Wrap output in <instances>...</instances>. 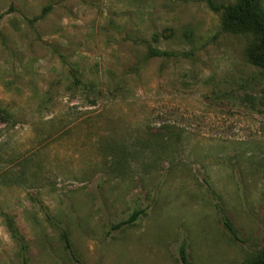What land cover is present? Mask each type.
<instances>
[{
    "label": "rangeland",
    "instance_id": "obj_1",
    "mask_svg": "<svg viewBox=\"0 0 264 264\" xmlns=\"http://www.w3.org/2000/svg\"><path fill=\"white\" fill-rule=\"evenodd\" d=\"M263 53L207 0H0V264L262 251Z\"/></svg>",
    "mask_w": 264,
    "mask_h": 264
},
{
    "label": "trees",
    "instance_id": "obj_2",
    "mask_svg": "<svg viewBox=\"0 0 264 264\" xmlns=\"http://www.w3.org/2000/svg\"><path fill=\"white\" fill-rule=\"evenodd\" d=\"M210 9L221 15L222 30L225 32H253L259 39L263 46L264 52V5L263 0H236L235 4H216L214 0H207ZM173 54L168 52H161L156 49H150L147 58L152 57H173ZM249 62L251 65L259 69L260 74L264 77V53L262 56H254L249 54ZM72 76L75 82V86L82 85L81 80L77 71H72ZM9 119L6 113L0 112V121L8 123ZM138 214L135 213L129 220L125 221L123 224L131 223ZM123 224H120L123 225ZM225 227L228 232L237 238V232L231 225V223L225 219ZM9 228L13 237L21 244L22 250L25 251L26 245L23 243L22 238L18 235L17 229L13 224H9ZM66 238V246L70 249V241L68 237ZM181 255L184 261L186 260L185 247L181 249ZM243 264H264V247L262 251L257 253L253 258L244 262Z\"/></svg>",
    "mask_w": 264,
    "mask_h": 264
}]
</instances>
